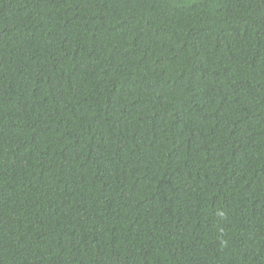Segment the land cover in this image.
I'll list each match as a JSON object with an SVG mask.
<instances>
[{"label": "trees", "instance_id": "obj_1", "mask_svg": "<svg viewBox=\"0 0 264 264\" xmlns=\"http://www.w3.org/2000/svg\"><path fill=\"white\" fill-rule=\"evenodd\" d=\"M0 264H264V0H0Z\"/></svg>", "mask_w": 264, "mask_h": 264}]
</instances>
